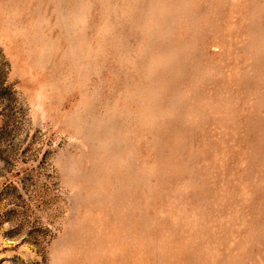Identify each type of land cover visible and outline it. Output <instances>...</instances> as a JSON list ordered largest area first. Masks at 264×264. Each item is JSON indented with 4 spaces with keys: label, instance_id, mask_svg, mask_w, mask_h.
<instances>
[{
    "label": "rangeland",
    "instance_id": "obj_1",
    "mask_svg": "<svg viewBox=\"0 0 264 264\" xmlns=\"http://www.w3.org/2000/svg\"><path fill=\"white\" fill-rule=\"evenodd\" d=\"M0 264H264V0H0Z\"/></svg>",
    "mask_w": 264,
    "mask_h": 264
}]
</instances>
